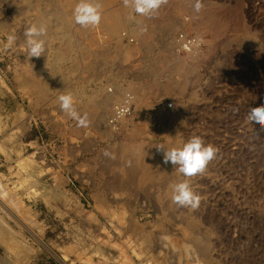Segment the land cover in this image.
I'll list each match as a JSON object with an SVG mask.
<instances>
[{"label": "rangeland", "instance_id": "1", "mask_svg": "<svg viewBox=\"0 0 264 264\" xmlns=\"http://www.w3.org/2000/svg\"><path fill=\"white\" fill-rule=\"evenodd\" d=\"M31 1L0 0V264H264V129L247 119L264 102V0H204L208 23L167 39L201 35L198 54L174 42L157 63L139 60L133 29L105 28L124 0L101 7L96 27L73 20L77 44L61 62L53 29L45 54L30 58L25 31L42 18L34 5L48 0ZM31 76L52 88L38 93ZM109 89L112 104H103ZM127 91L133 114L110 124ZM67 93L87 126L60 108ZM193 136L218 152L185 177L156 146ZM183 181L200 197L196 209L172 200Z\"/></svg>", "mask_w": 264, "mask_h": 264}, {"label": "clouds", "instance_id": "2", "mask_svg": "<svg viewBox=\"0 0 264 264\" xmlns=\"http://www.w3.org/2000/svg\"><path fill=\"white\" fill-rule=\"evenodd\" d=\"M126 6L128 0H125ZM134 10L140 15L150 16L157 12L166 0H132ZM202 8L200 0H196L195 10L199 12ZM74 23L83 27H96L102 19L101 5L94 0H78L72 10ZM47 25L33 24L25 31L27 53L30 58L41 57L46 52ZM15 39V37H10ZM59 105L70 118L77 121L78 126H87V114L81 115L74 102L71 93L62 94L58 97ZM247 119L255 126L264 129V102L261 107L251 109ZM158 151H163L165 164L171 163L178 166V171L185 177H193L203 173L207 165L216 157L218 149L206 145L201 136H193L180 147L166 148L163 144L157 145ZM104 155L114 158L111 153L105 151ZM172 200L180 207L196 209L199 206L200 197L196 194L188 181L177 183L173 186Z\"/></svg>", "mask_w": 264, "mask_h": 264}, {"label": "crops", "instance_id": "3", "mask_svg": "<svg viewBox=\"0 0 264 264\" xmlns=\"http://www.w3.org/2000/svg\"><path fill=\"white\" fill-rule=\"evenodd\" d=\"M200 2L202 4V8L199 12H197L195 10L196 0H166V3L162 4L160 9L154 13V16L153 14L147 16L140 15L135 12L132 0H128L127 6L124 0L121 3L122 5L119 7L117 6L116 11L113 13L117 15L118 22H121L122 26L129 30L144 29V27H146L144 30H149V33L145 36L146 38L166 39V41H142L140 43V49L142 53L140 54L139 60L145 63H157L160 61H165L166 57L170 56V54L173 55V43L167 42V39L171 37V34H173L178 29L187 26V23H190V25L193 27H200L202 24L206 22L208 23L207 20L211 14L208 2L204 0H200ZM144 17L146 18L147 22H145ZM147 17H149V20ZM132 19H137V21H133Z\"/></svg>", "mask_w": 264, "mask_h": 264}, {"label": "bare ground", "instance_id": "4", "mask_svg": "<svg viewBox=\"0 0 264 264\" xmlns=\"http://www.w3.org/2000/svg\"><path fill=\"white\" fill-rule=\"evenodd\" d=\"M23 2H25V3H27V4H31L32 3V1L31 0H22ZM47 1V0H46ZM94 2H98L100 5H101V7H104V6H106V5H108V2L110 3V1L109 0H94ZM45 3V2H44ZM47 5L46 6H43V7H41L40 6V3H38L37 5H34V7L36 8V10H38V12L40 13V16L42 17L40 20H39V24L40 23H42V21L43 20H45V19H47V20H45L43 23H46V24H49V20L53 17V18H55L56 20H55V22L54 23H52L53 21L51 20V26L47 29V35H49V36H51L50 34H51V31H52V29L54 30V31H56L55 33H56V36L57 35H60V37H61V41H63L62 43L63 44H61V45H63V47L60 49V50H58L57 51V53H56V61L58 62V61H60V60H64L66 57H68V54L69 55H72V54H70V52L76 47V44H75V39L74 38H72V36H71V30H70V26L72 25V22H73V16H72V10H73V8L75 7V5L78 3V0H48L47 2ZM36 4V3H35ZM32 6V5H31ZM29 9V8H28ZM35 12V11H34ZM114 11H112V12H110V18H109V23L107 22V20H102V22L103 23H107L106 25H105V28L108 30V32L110 33V34H116L117 32H118V30H119V28L121 27V22H118V19H117V15L115 14V13H113ZM48 13L49 14H51V15H53L52 17H51V15L50 16H48ZM153 16H154V14H153ZM142 17V16H141ZM146 17V16H145ZM144 17V19H145V22H147V20H146V18ZM52 18V19H53ZM119 18H120V16H119ZM140 18V17H139ZM139 18H137V19H139ZM149 17H147V19H148ZM154 18V17H153ZM212 18V17H211ZM107 19V18H106ZM137 19H135V20H133V21H137ZM54 20V19H53ZM120 20V19H119ZM149 20V19H148ZM129 21V20H128ZM150 21H152V20H150ZM207 21H209V20H207ZM210 21H212V20H210ZM118 22V23H117ZM157 22V21H156ZM194 23V22H193ZM145 24V23H144ZM159 24V23H158ZM1 26V25H0ZM155 26V25H154ZM138 27V26H137ZM146 27H144V29H145ZM144 29H136V30H133L135 33H136V35L138 36V38L140 39V41H144V40H146L147 38L145 37L146 36V34H148L149 32V30L147 31V30H144ZM80 30H83V27H81V29ZM126 34V35H125ZM82 36H83V34H82ZM122 36L123 37H125V38H128L129 39V41L130 42H132L131 40H130V35L127 33V31H122ZM114 37V36H113ZM158 37V36H157ZM52 39V38H51ZM74 39V40H73ZM135 39V38H134ZM134 39H133V41H134ZM160 40V39H159ZM156 42V41H155ZM174 42H175V35H174ZM173 42V43H174ZM48 43V42H47ZM160 43V42H159ZM162 43V42H161ZM146 45V44H145ZM163 45V44H162ZM142 46V45H141ZM174 47V46H173ZM143 48V47H142ZM145 48H146V46H145ZM148 49V48H147ZM139 50V49H138ZM141 50V49H140ZM76 51V50H75ZM105 52H106V50H105ZM53 53V52H52ZM74 53V52H73ZM88 53H90V52H88ZM98 53V52H97ZM101 53V52H100ZM139 54V53H138ZM147 54V53H146ZM85 55V54H84ZM100 56H101V54H100ZM146 56V55H145ZM88 57V56H87ZM91 57V56H90ZM97 57V56H96ZM99 57V56H98ZM55 59V58H54ZM95 59V58H94ZM159 59V58H158ZM90 60V59H89ZM97 60V59H96ZM146 60H147V58H146ZM55 61V62H56ZM99 61H103V60H100L99 59ZM61 62V61H60ZM164 62V61H163ZM97 63H98V61H97ZM177 63V62H176ZM53 64V63H52ZM85 64V63H84ZM89 64V63H88ZM104 64V63H103ZM94 65V64H93ZM57 66V65H56ZM85 67L87 66V64H85L84 65ZM99 66H101V65H99ZM112 66V65H111ZM113 66H115V65H113ZM190 66H193V65H190ZM98 67V66H97ZM109 67V66H108ZM107 67V68H108ZM87 68V67H86ZM191 68V67H190ZM195 68V67H194ZM193 68V69H194ZM89 69V68H88ZM91 69H93V68H91ZM99 69V68H98ZM105 69H106V67H105ZM100 70H103V69H100ZM117 70V69H116ZM108 71V70H107ZM111 71V70H110ZM114 71V70H113ZM104 72V71H103ZM115 72V71H114ZM193 72V71H192ZM191 72V73H192ZM97 73V72H96ZM95 73V74H96ZM100 73V72H99ZM106 73H108V72H106ZM183 73V72H182ZM187 73V72H186ZM195 73H196V71H195ZM90 74V73H89ZM105 74V73H104ZM97 75V74H96ZM99 75V74H98ZM109 75V74H108ZM114 75V74H113ZM175 75V74H174ZM58 76L59 77H61L62 78V76H64V75H60V74H58ZM87 76H89V75H87ZM93 76V75H92ZM112 76V75H111ZM114 76H116V75H114ZM184 76V75H183ZM187 76V75H186ZM185 76V77H186ZM97 77V76H96ZM63 78H66V77H63ZM88 79V78H87ZM97 79V78H96ZM63 80V79H62ZM61 80V81H62ZM186 80V79H185ZM60 81V82H61ZM92 81V80H91ZM94 81V80H93ZM26 82L28 83V85L29 86H31L34 90H38V93H44V92H48L51 88H52V83L53 82H51V81H35L34 79H33V77L31 76V78H28L27 80H26ZM95 82V81H94ZM181 82V81H180ZM97 84V83H96ZM31 88V89H32ZM170 88V87H169ZM68 90V89H67ZM66 90V91H67ZM111 92L110 93H108V94H105V97H104V101H103V104H112L111 103V95H114V93H115V91L113 92V90L112 89H109ZM169 91V90H168ZM133 94V93H132ZM125 96V95H124ZM123 96V97H124ZM135 96V95H134ZM122 97V98H123ZM120 100V99H119ZM121 101V100H120ZM120 101H117V103H119ZM100 103V102H99ZM117 103H115V105L117 104ZM114 105V106H115ZM102 108V107H101ZM101 112V111H100ZM112 112L113 111H111V113H110V116L109 117H111V114H112ZM102 113H103V111H102ZM165 116V115H164ZM108 117V118H109ZM126 118H123V120H125ZM131 119V118H130ZM129 120V119H128ZM95 123V122H94ZM110 124H112V123H110ZM155 151V150H154ZM146 154V153H145ZM147 157H149L150 158V156L149 155H147ZM152 157V156H151ZM151 159H153V158H151ZM147 160V159H146ZM146 163V162H145ZM155 163V162H154ZM159 165V164H158ZM162 165V164H161ZM144 166H146V165H144ZM167 166V165H166ZM165 166V167H166ZM27 171V170H26ZM26 171H25V173H26ZM163 173H164V171H163ZM29 176V175H28ZM121 182V181H120ZM1 224V223H0ZM3 226H5V224L3 223L2 224ZM7 229V228H6ZM3 230H5V228H3ZM2 230V231H3ZM8 230V229H7ZM4 232V231H3ZM5 233H7V231L5 232ZM9 233V232H8ZM4 235H6V234H4ZM4 236H3V233L2 232H0V238H3ZM199 240V239H198ZM5 241V240H4ZM15 241V240H14ZM16 242V241H15ZM12 244V243H11ZM176 247V246H175ZM174 248V247H173ZM193 250V249H192ZM21 252H22V250H21ZM20 252V253H21Z\"/></svg>", "mask_w": 264, "mask_h": 264}, {"label": "built area", "instance_id": "5", "mask_svg": "<svg viewBox=\"0 0 264 264\" xmlns=\"http://www.w3.org/2000/svg\"><path fill=\"white\" fill-rule=\"evenodd\" d=\"M126 35V34H125ZM130 40L133 42V38ZM204 39L201 35L189 34L185 31H180L175 35V48L177 51L185 52L187 55H196L202 48ZM135 96L127 91V94L117 103L110 117V123L116 125L120 120L131 116L134 110ZM172 104L170 103L169 106Z\"/></svg>", "mask_w": 264, "mask_h": 264}]
</instances>
